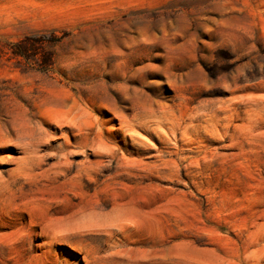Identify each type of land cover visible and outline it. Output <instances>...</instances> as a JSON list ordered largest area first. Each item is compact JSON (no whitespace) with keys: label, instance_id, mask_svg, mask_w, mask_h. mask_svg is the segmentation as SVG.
I'll return each mask as SVG.
<instances>
[{"label":"rangeland","instance_id":"rangeland-1","mask_svg":"<svg viewBox=\"0 0 264 264\" xmlns=\"http://www.w3.org/2000/svg\"><path fill=\"white\" fill-rule=\"evenodd\" d=\"M0 264H264V0H0Z\"/></svg>","mask_w":264,"mask_h":264}]
</instances>
